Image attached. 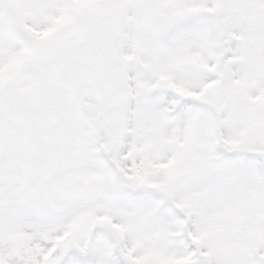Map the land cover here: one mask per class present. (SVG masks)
I'll list each match as a JSON object with an SVG mask.
<instances>
[{
    "label": "snow or ice",
    "instance_id": "obj_1",
    "mask_svg": "<svg viewBox=\"0 0 264 264\" xmlns=\"http://www.w3.org/2000/svg\"><path fill=\"white\" fill-rule=\"evenodd\" d=\"M0 264H264V0H0Z\"/></svg>",
    "mask_w": 264,
    "mask_h": 264
}]
</instances>
